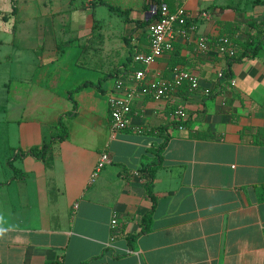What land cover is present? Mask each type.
<instances>
[{"label": "crops", "instance_id": "1", "mask_svg": "<svg viewBox=\"0 0 264 264\" xmlns=\"http://www.w3.org/2000/svg\"><path fill=\"white\" fill-rule=\"evenodd\" d=\"M123 1L111 4L152 17L146 0ZM163 2L185 8L190 23L149 76L171 78L178 60L200 85L185 83L174 100L138 94L130 126L114 131L115 81L130 47L149 51L147 30L101 0H17L14 14L12 0H0V264H264V45L235 63L231 78L218 76L227 59L197 49L204 38H263L264 28L249 24L264 21V1ZM102 78L101 90L73 94L68 116L69 91ZM61 116L69 136L46 160L15 159L20 177L7 162L13 149L48 140ZM104 151L112 161L92 179ZM158 159L154 202L142 168Z\"/></svg>", "mask_w": 264, "mask_h": 264}, {"label": "built area", "instance_id": "2", "mask_svg": "<svg viewBox=\"0 0 264 264\" xmlns=\"http://www.w3.org/2000/svg\"><path fill=\"white\" fill-rule=\"evenodd\" d=\"M151 14L158 15L148 26L149 51L135 54L134 59L145 65L144 68L131 72L126 78H118L115 81V92L110 97V119L114 131L124 130L130 126V115L132 102L138 94H150L155 100L173 99L174 94L184 83L190 88L200 85V78L190 69L176 65L172 69V77L149 76L150 65L155 63L159 57L174 48V43L181 37L187 35L188 12L185 8L172 11L166 3L161 6L153 5ZM212 48L223 59L232 57L238 51V44L229 35L219 36L215 40L204 38L197 42L200 53H207ZM219 77H224L223 70L218 72ZM132 85H127L128 83ZM235 84V80L231 81ZM206 91H209L208 89ZM176 118L185 117L184 106H177L173 114ZM182 127V126H181ZM136 131L142 133L143 128L137 127ZM112 161L109 153L104 151L92 172V179L96 178L101 170ZM78 205L76 204L75 207ZM118 222L117 217L112 219V225Z\"/></svg>", "mask_w": 264, "mask_h": 264}, {"label": "trees", "instance_id": "3", "mask_svg": "<svg viewBox=\"0 0 264 264\" xmlns=\"http://www.w3.org/2000/svg\"><path fill=\"white\" fill-rule=\"evenodd\" d=\"M12 2H13L12 13L14 14L15 12H17V5H16L17 0H12ZM101 3L106 4L109 7V9H111L113 11H118L121 15L124 16V20L126 22L135 21V23L138 27L144 28L146 30H147L149 24L158 16V15H154L150 18H145V19H133L130 17V9L129 8H122L120 6L113 5L109 2H107L106 0H101ZM163 3H164L163 0H146L147 6L148 5L161 6ZM172 11H174V10H172ZM189 21H190V18L188 15L186 27L189 26V23H190ZM249 26L251 28L253 27V28H257V29L260 27L264 28V21H261L260 23H251V24H249ZM146 33H147V37L149 39L148 31ZM229 36H231V35L229 34ZM236 43L238 44V51L236 52V54L234 56L227 58V66L223 70L224 76L226 78H231L232 72H233L232 67L235 63L242 62V61L246 60L247 58L255 57L258 54L259 50L264 45V37L260 39V38H257L255 36L251 35L246 41L236 42ZM136 52L140 53L138 50L137 51L135 50V47H130V55H129L127 61L124 63V66L122 68V72L124 71L125 73L117 75L118 78L123 79L125 77L126 73H131V72H134L138 69L144 68V65H142L140 62H138L134 59V54ZM146 52H148V51H146ZM172 62H173V64H172L171 69H170L171 72H172V69L174 66L180 65V64H178V60H173ZM118 73H119V71H118ZM103 81H104V78L100 79V81L97 84H95L91 81H84L83 83H81L76 88L70 90L68 93V96L70 99L73 100L74 112H70L68 114V116L73 117L75 115V110L77 109V103L73 98V94L77 91L82 90L87 85H94L98 89L101 90L102 89L101 85H102ZM184 84H182L180 86V88H182V86ZM207 93H210V90L207 91ZM63 117L64 116H61L59 118V127H58L59 130L57 132L53 133L52 136L48 140H45L42 144L34 145V146H32L26 150H23L21 148H14L13 149V152H12L11 156L8 158L7 162H8V165L14 169L16 174H18L20 177H23L25 175L21 171H19L17 168H15V166L13 165V161L15 159L31 155V156L39 159V160H46L48 153L53 148L54 143H56L58 141H62L69 136V131H68V128L63 121ZM174 125L176 127L185 126L186 125V118L185 117L178 118L174 122ZM257 136H258V138H257L258 141L264 142V127L258 128ZM164 144H165V142H164ZM159 165H160V163H159V159H158L156 162L150 163L147 166L142 168V170H144L148 175V179L146 181L147 193L154 200V202H155V195L153 192V183H154V179L156 177V170L158 169ZM261 199L264 200V195L262 196ZM152 212H153V208L145 215L144 222L146 223V226H144L143 230H148L150 228V220L152 217ZM51 264H59V263L54 262Z\"/></svg>", "mask_w": 264, "mask_h": 264}, {"label": "rangeland", "instance_id": "4", "mask_svg": "<svg viewBox=\"0 0 264 264\" xmlns=\"http://www.w3.org/2000/svg\"><path fill=\"white\" fill-rule=\"evenodd\" d=\"M108 1H110L111 3H113V4H117V3H121V5H122V7H125V3L126 2H124L123 0H108ZM262 1H264V0H262ZM102 8H103V10H106L105 11V14L106 15H108V14H110V11H109V9H108V7H106V6H102ZM101 13V12H100ZM99 12H98V15L100 16L101 14H100ZM116 16V15H115ZM117 17V16H116ZM120 18H123V17H120ZM125 27V24H124V21L123 22H121L120 23V28H124ZM5 51V50H4ZM6 66V65H5ZM3 69L5 68L4 66L2 67ZM1 146H2V148L4 147V145H3V142H2V144H1Z\"/></svg>", "mask_w": 264, "mask_h": 264}, {"label": "water", "instance_id": "5", "mask_svg": "<svg viewBox=\"0 0 264 264\" xmlns=\"http://www.w3.org/2000/svg\"><path fill=\"white\" fill-rule=\"evenodd\" d=\"M153 16V15H152Z\"/></svg>", "mask_w": 264, "mask_h": 264}]
</instances>
